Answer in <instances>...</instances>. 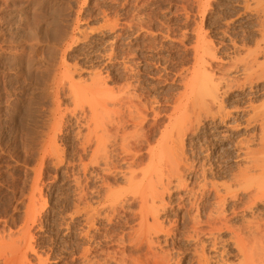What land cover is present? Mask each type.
Wrapping results in <instances>:
<instances>
[{
    "label": "rangeland",
    "instance_id": "374dc122",
    "mask_svg": "<svg viewBox=\"0 0 264 264\" xmlns=\"http://www.w3.org/2000/svg\"><path fill=\"white\" fill-rule=\"evenodd\" d=\"M200 1H201V5H200ZM200 1L199 0H0V245H3L2 249L4 248L5 243L8 246V248H12L13 246H11V244L13 243L14 245V242L16 241V239L14 238H20L19 236L20 234H18L17 232H20V233L22 232V231H19V229H20V226L24 225V222L27 221L28 219V216H29L28 208L29 207H31L30 212L33 213L31 215L32 218H30L31 216H29L30 221L28 220V224L25 222V225L31 226V229H29V227L27 228L30 231L25 230L26 228L25 226H24L25 228L22 226L24 230L23 228L21 229L23 230V235L24 233L26 234V236L24 235L26 238V241L24 244L22 243L24 237H21L22 238V239L20 238L21 240L19 239L23 247L20 245V241L18 240V246L16 242H15L16 245L14 246L15 247L21 246V248H19L20 249L19 251H17L18 250L17 247H16L17 250L15 249L14 253L12 254L10 250L7 251L8 249H5L6 251H4L3 249L2 251L4 252L0 251L1 252L0 253V264H5V263L11 264V262H13L15 257H16L15 258L16 261L14 262L19 261L17 262V264L19 263L22 264L24 262H26L25 264H35V263L37 264L38 260L40 261L41 258L43 259V261H41L42 264H83V263L88 264L95 257L94 258V264H95V262H98L99 259L100 261L103 259L105 260V256L107 260L103 262L101 261L100 264H109V263L115 264V262L117 264V260L119 261L120 259H123V256H125L124 257L125 259H123L124 263H127V262L134 263V261L137 259V256L138 257L140 256L139 258L141 259L136 260L135 263H137L138 261V263L140 264L141 263L140 260L142 261L144 258L145 259L147 258L146 260L149 262L151 261L150 264H152V259L150 257L151 251H149L147 247L145 248V246L142 247L141 245H139L138 243L140 242L136 240V238H134L133 236L135 235L134 228L136 226L138 227V223H139V217L137 216L139 215L138 207H139L140 198L137 199L138 195L136 197V196H133V194L131 193V190L135 189L134 188L135 185L133 184L129 185L127 181L125 182L126 179L123 178L122 176L123 170L126 167L128 168V166H130L132 162L131 160L135 159V157L138 155L139 156L136 157V159L141 158L143 161L139 165V162L141 159H139L138 161L135 159L137 162L134 160L135 161L134 163L136 164L134 165L133 163L131 166V167L135 166L134 168L137 167V169L133 168L134 172H137V171L144 172L143 171L145 169L144 167H146V165L148 167L150 166L149 162L151 160L150 159L151 156L148 157L149 147L147 146V144H144L145 142L143 140H141L144 142L142 144L144 146H147L148 148L144 147L140 143L141 141L139 138L136 139L135 132H133L135 134V135L133 134V136L135 137L131 138L132 135L130 131H134V129L131 128L133 127L132 124L128 123L127 124L128 128L127 127L126 128L128 129L130 133L129 143L133 145V143L136 141L134 143L136 146H133V148L137 147L138 150H139L138 146H142L143 149L142 148L140 149L144 150L142 151L144 153L141 152L143 158L142 156H140L141 155L139 154L140 152H137L138 153L137 155L135 151H132L133 149L132 147H131V150L129 151L130 153L128 152L131 156L128 153H126L127 151L125 149V155L127 157L126 156L124 157L123 155L124 150L120 151L122 149L118 147L117 145V143L121 142L120 141L121 139H119L120 137H117L116 138L117 143L116 142L114 143L115 140H111L112 142L109 143L110 145H108L109 158H110L108 164L110 165L108 167V164H107V168L110 169L109 171H111L109 172L107 168H106L107 170L105 169L106 165H105V162L102 161V159L99 158V160L102 163L99 160H98L99 162L96 163L94 159L96 165L95 163L92 164L91 163L92 161H90L92 160L91 154H93L94 152L95 143L89 144L88 147L89 148L92 147L90 150L84 143L83 137L86 132V122L84 120L85 117H82L85 115H82V113L83 111L84 113L85 112L87 113L89 111L90 105L89 104L87 105V103L88 101H90V98L89 100L85 98V100H87L86 103L84 101L83 102L84 104H80L81 106L82 105L84 106V107L82 106L84 110L83 109L80 110L81 106L78 107L79 109L76 107V105L77 104L79 105L80 103L79 102L80 96L81 95L85 96V93L89 92V90L87 89L85 90L87 92L82 93L83 89H86V88H82L81 89L82 91H81L80 89H78L79 88L78 85L82 86L83 85L82 82L84 81L83 83L85 84L84 86L86 87L87 84L89 85L90 84L89 82H91L92 78L93 77L95 78L96 75L97 76L100 75L99 77L101 76L103 77L101 78L103 79L104 84H107L105 86H107L106 88L108 90L110 91L115 90V92L112 91V94L113 93L118 94L119 91L120 92L125 91L124 92L125 96H127V94L128 96H130L129 94H131L132 92V96H134L133 100H136L137 98L139 99V100L137 99L138 100L137 104H140L139 102L142 101L143 104L141 103L142 106L140 107H143V106L145 107L144 109L141 108L143 112L147 110L146 108H148V106L152 107V111L157 110L159 108L158 110H160L161 113L163 111L164 113L166 112L165 114L162 113V117L159 118V121H158L159 123L155 128L149 127L150 126L149 124L152 123L153 121L151 118L154 117V114H151L153 113L151 112V109H150L151 107L148 108L149 109L147 110L148 112L146 111L148 114L145 113L147 117L149 116V119L147 120L148 123L146 122L147 124H145L144 128L146 127V130L148 132L151 131L148 134L149 135L148 139L150 138L149 141L151 140L152 143L149 142V144L154 146V148L157 147L158 145L164 146L165 143L163 144L161 143L162 145H160L159 143V141L163 138V136H160L161 135L160 133H162L163 128H166L168 130L169 128L168 125H171L172 122H176L177 125L175 126H179V127H174L175 129H173L172 127V131L174 130L173 132L175 133L174 134L171 131L172 136L176 135L177 137H179L180 135H182V132H184L185 134L187 132L186 135L183 133L186 139V140L183 139V143L187 142L186 144H183L185 146L184 152H186L185 154L187 156L185 155L186 156L185 158L187 159V161L184 159V161H186L184 162L185 164L180 163L181 166L183 164L185 165L181 168L183 170H180V171L182 173L184 171L188 172L189 166H192L191 164H189L190 161L191 163H194V166L192 167H195V168H193L194 169L193 171L189 170V173L187 172L183 173L185 179L188 176V179H186V181L188 180V182H186L188 188L187 187H184V188L180 187V189L176 188V186L174 185L175 184L174 183L175 178H174L172 179V182H173L172 186L173 187L175 186V188H172V186L170 187V191L172 189L174 191H171L170 194L165 191L163 194L164 197H167V198H164V200H166V203L167 204L169 203V205L165 203L168 207L165 208L166 210L164 209V212L161 213V215L164 217L161 216L160 220L163 221L162 223L167 226L166 227L163 225L165 229L169 227L168 228L169 232L171 231V229L172 231L173 230L175 231H173L174 233L171 231V235L170 233H167L166 235L165 233H162V235L160 234L159 239H160L161 245L164 244V241H165L166 243L164 245L166 246L164 245L163 246L165 247V249L168 248L169 251L174 255L176 259L175 261H177V259H180L181 261L180 264H197V259H196L197 255L195 254L197 251L196 249H194L196 248L195 246L198 245L199 241H204V243H207L205 247V253L207 255L208 254L211 255L210 253H212L211 252L212 249L210 250L209 246L212 245V243L210 241L212 240L213 242L214 240L211 238L215 237L218 234L216 237L218 238L219 236L220 242L219 241L217 242L220 243L219 245L220 247H221V244H224L223 242L227 244V246L226 244H224L225 245L224 249L226 250V253L228 255V243H227L228 242V237H227L228 229L227 228L223 229L224 232L222 231V232H218L217 234L215 233L216 235L214 234L213 236L212 235L209 236L208 234H205V235L199 234V236H196V234L192 230L193 229L192 227L193 217L192 216L195 214L194 212H195L196 204L199 205L198 207L200 209V213H202L199 215L201 216L200 217L201 220L206 219V217L208 216L206 210H208L209 212L210 209L213 210L214 208L217 207L216 201H218L217 199L218 197L214 190L216 188L213 189L212 188L213 184H209L211 183V180L214 184L219 185V186L221 185L220 182L223 180L222 181V184L224 183L222 185L223 187L225 183L228 184L227 183L228 182V149H227L228 148V127L220 126L221 128L219 127L218 129L222 130L221 133H209V132H212V127H211L212 123L209 119H207V121L201 120L202 123H199L196 121V123H198L199 125L194 124L195 122H192V121L196 120V117L193 118L191 116L192 115L194 116L195 113L193 112H196L197 108H195V111L191 110L193 114L191 113L189 108L194 109V106L192 104L193 103L197 104V101L201 100L199 98H201L202 95L195 97V99L196 98L199 99V100L197 99L196 102L189 101L193 97L192 91L197 90L195 89L197 85L195 86L194 90H192L191 88V94L188 92L189 91L188 89H190L189 88L190 86L189 87L185 86L186 92L183 91L184 90L183 86L187 85L186 83L190 84L194 82L192 78L190 77L192 76L191 72H193V69L191 68L193 67L195 68L194 70H196L197 63L200 64L201 66L202 61L200 62L198 60V62H195L196 59H199V58H196L197 56L196 53H198V57H199L201 53V49H204L205 47L208 46L207 48H209L211 52L215 54L212 60H210V57H209L210 55L202 54L204 59L206 57L205 60L209 62V65L207 66L205 65L204 68L202 67L201 70H199V72H203L202 70H204L205 73L209 72L210 74H212V76H214V78H216L215 76L220 75L221 73L224 74L225 70H226L225 74L227 75L228 60H226V58L228 57L227 56L228 55V45H233V41H232L233 39L236 38L235 40L237 43L234 40L235 45L236 44L242 45L243 43H245L244 45H255L256 38L260 39L261 37L258 38L259 33L257 32L256 25H254L257 23L255 22L257 21V18H256L257 14L255 12L256 10L254 9L253 11L252 8H256V6H254L256 5V0H209L208 2L206 0L204 1L200 0ZM244 1L247 3H244L245 7L243 9ZM247 7L251 8V9L249 8L248 9L252 12L246 9ZM237 11L238 12L241 11L243 12V14L239 12L240 13L239 15ZM204 14L206 17L204 16ZM228 14H230V16ZM231 14H233V16ZM202 15L204 18H202ZM231 16H232V20L230 19ZM254 18H256V20ZM224 19H227L228 22L226 20L224 21ZM230 20H231V23H230ZM199 28H200V31H199ZM196 30H198L200 33L205 34V38L201 40H197ZM193 32L194 34L196 33V35H194ZM227 32L229 34H227ZM195 36H196V39H195ZM231 36L232 38L234 36L235 37L232 39ZM228 37H230L229 39L232 44L228 42L229 41ZM239 39H241L243 43ZM208 40L212 41V43H210L211 46L204 45L205 43H208L207 42ZM244 40L246 42H244ZM195 42H197L200 47L195 46L194 45ZM193 46L197 47V49L196 48L194 49L195 51L193 50L194 48ZM212 46H213V49H212ZM198 48H201V49L198 50ZM193 51L194 52L197 51V52L193 53ZM219 58L222 59L223 62L224 61L226 62L223 63L221 60H219L223 64L219 63L218 61ZM215 59H217V61H215ZM66 64L68 65V67ZM64 67L68 68L66 69L68 71L63 69ZM61 70L63 72L65 70V72H68V74L72 73V76L69 75V76H66V78H64L67 82L71 83L70 81H72V79L67 80V78L69 79L73 77V80H74L73 82H75V84L77 85L76 81L80 80V82H78V85H77V89H78L77 92L81 91L79 92V94L80 93L82 94L79 95L78 93L73 94L74 92L72 93L70 92V90L72 91L73 88H75V85L71 83L72 86L74 87L69 86L70 84L67 83L64 79H62L66 73L62 75L63 73L61 72ZM130 70L132 71V73ZM186 70L188 71L192 70V71L186 72ZM58 71L61 74H59ZM212 71L215 75H213ZM57 74H58V77H57ZM202 75L203 73L201 75L199 73V76H202ZM186 76H188L189 78L187 77V79H185ZM220 76H222L221 78L228 77V75L227 76L220 75ZM220 76H217V77H220ZM59 77L61 78L58 80L57 78ZM90 77H91V81H90ZM56 79H57V83H56ZM189 79H191V81H189ZM201 79H202L201 77L199 78L195 76L194 80H197L198 82L201 83ZM129 82L130 84L131 83L133 84V87L132 85L127 87L129 85ZM184 82L185 84H182ZM66 83L68 84L69 88ZM194 83H196V81ZM200 83H198V85ZM55 84L56 85L58 84V85L55 86ZM121 84H123L124 86ZM126 84L128 85L126 86ZM193 84H191V86ZM110 86L112 87V90ZM121 86H123L124 89L125 88L126 89L125 90L123 89L124 90L123 91L122 90L123 87L121 88ZM55 87L56 88L58 87L57 88L58 92L55 89ZM118 87L122 91L118 89ZM130 87L132 88L133 91L131 90ZM61 88L62 89L65 88V90L64 89L62 90ZM127 88H129L130 91L127 90ZM195 91H194V94L196 93ZM134 92L136 93V96L134 95L135 94ZM199 92H202V91H199ZM137 93L138 94L141 93L140 94L142 97L141 99L139 98V95ZM182 93H183V96H180L182 95ZM71 94H73V96L79 95V97L76 96L75 98L74 97L71 98L72 97ZM88 94L90 95V93ZM184 94H188V95L185 96ZM145 96L146 98H144ZM180 97L182 98L183 102H186L185 98L188 97L189 104L183 105L185 106L184 107L185 112L182 110L183 106L179 110H175L172 107L173 105H175V101L177 102L178 101L177 99H179ZM153 98L155 99V101ZM73 99H76V101H78L77 99H79L78 101L79 103L75 101L77 103L76 104ZM137 100L134 102H137ZM149 100H150V103H149ZM92 101L93 100H91V102ZM153 101H154L153 104H156L154 106L150 105L152 104ZM92 103H94V101ZM144 104H148V105L146 106ZM73 106H74V109H73ZM86 106L88 108H86ZM187 106H188V110H186ZM75 107H76V110H75ZM224 107L225 109L227 108L226 110H228V92L226 96H224ZM59 108H60V112L59 110L57 111V109ZM123 108L124 106L122 107L121 111L124 112ZM53 109H56V112ZM172 109L174 110L173 113L171 112ZM125 110L127 111H125L126 113L124 115H125V118H127L129 115L127 113L129 111L126 107H125ZM132 111H134L133 108H132ZM181 111H183V116L178 114V112L180 113ZM187 111L188 112L190 111L189 114H187L188 113ZM52 113L55 115V117ZM60 113L62 116L58 115ZM133 113H135V111ZM185 113L187 116L191 117L190 119L192 121L187 120L189 118L186 115L184 116ZM56 115L58 116L59 119H61V122L59 121ZM166 115L171 116V118L168 120L169 117H166ZM172 116L174 117L172 118ZM53 118L54 120L55 119L56 120L54 121ZM149 120H152V121L150 122ZM186 120L189 123H191V126L190 124L188 125V122ZM57 121L59 122L60 125L57 123ZM226 122L228 124V119ZM55 123H57L56 124L58 125L57 127H60V128L55 127ZM185 123L188 126H190V128H188V130L187 128H185L187 131H185V129L183 128V131L180 132L181 134H178L179 133L178 130L181 129L180 125L183 124L184 126L186 125ZM203 124H205L204 127H203ZM187 125L185 127H187ZM82 126H85V128ZM196 126H198L199 130L195 128ZM52 128L54 130L57 128L56 131L59 130V133L54 131V133L56 134V137L55 135L50 136L52 135L51 134V131H53ZM193 128L195 129L196 132L194 131ZM84 129L85 131H83ZM150 129H153V130H150ZM170 130H168V132L166 131L167 134L170 133ZM78 131L83 135V137ZM151 134L152 136H150ZM164 134L166 133L164 132ZM49 136L50 138L52 137V139L53 137H55L54 139L55 141L50 139ZM127 136H128V133H127ZM159 136L162 138H160ZM81 137L83 138L82 143L80 142ZM137 137H138V133H137ZM171 137L170 139H168L167 143L171 140L172 141L166 144L168 146L170 145L172 148V142L174 141L177 142L178 138L174 137L176 140H173L174 138L173 137L171 138ZM48 138L50 139V141ZM134 138L135 140L133 141ZM206 140L209 142H205ZM130 141H133V143ZM156 141L159 144H154ZM83 143L85 146L83 145ZM112 143L113 145L115 144V147L113 146V148H112ZM189 143L190 144L193 143V144L190 145ZM151 145L149 146L152 148ZM167 145H166V148H168ZM199 146L201 147V149L199 148ZM121 147H123L122 144H121ZM157 148H155L156 152L157 150L159 151V148L158 149ZM161 148L160 150H162ZM203 148H205V150ZM110 149H112V151ZM192 149L194 151H192ZM113 150L116 153H114ZM118 150L122 153L123 157L122 155L120 156L121 154L120 152L117 153ZM199 150H203V151L201 152ZM206 150L209 151V155H207L208 151L206 152ZM89 151L91 152V154ZM131 151L133 153L135 152V155H132L133 153ZM163 151L164 150H162V152ZM165 151H167V149ZM110 152L112 154L111 156H110ZM146 152L147 154L145 156ZM192 152H194L193 153L194 155L192 154ZM96 153L97 152L95 151L93 158L95 157V155H96L95 158H97L98 156L99 157L102 156L99 154L97 155ZM155 154L157 157L155 156ZM162 154H164V152ZM169 154L170 153L164 154L165 157L162 155L164 158H166V156L168 155L166 158L167 163L166 161L164 162L165 159H163V162H161L162 160L161 158L163 157L162 156L160 157L161 160H159L160 163L158 161L159 163L158 166L160 165L159 167H161V169L157 167V164L155 165L156 170L157 168L160 169V171H157L159 174L160 172H163V171H166V172H163L164 174L167 173L170 170L169 167L170 168L172 167V165L169 166L168 164L169 162L168 157L170 158V156L172 155V154L170 155ZM113 155L115 156V158L113 157ZM206 155L208 156V158ZM132 156L133 157L135 156V157L131 159ZM121 157L123 159V162H122ZM156 158H158V154L154 152V157L152 158V161L154 160L157 161L158 159L156 160ZM115 159L121 160V162ZM126 159L127 160L131 159L130 160L131 162H128ZM148 159H149V162H147ZM172 160L173 158L171 157L170 161L172 164H174L175 162ZM203 160H205L204 161L205 165L203 164ZM212 161H214V163ZM88 162L91 165H88L89 164ZM110 162H113V163H110ZM114 163H115V167H112L113 169L116 167H119V169H115L116 172L119 170V172L117 173H114L115 171L112 170L111 168V166H114L111 164H114ZM126 163L127 165L128 164L129 165L126 166ZM162 163L163 164L165 163V164L163 165ZM100 165L103 167L101 168ZM141 165H143L144 167ZM165 165H168L169 167ZM209 165H211L212 170L210 169ZM155 166H150L149 168L153 167L154 171H156ZM181 166L179 165V167ZM142 167H143V170L140 169ZM148 167L145 169L146 170L145 172H147L146 174L150 173L149 172L150 169ZM165 167L166 169H164ZM185 168H187L188 170L187 169L185 170ZM139 169L141 171H139ZM202 170H206L207 174L205 173V175H201ZM107 172L109 173V175ZM120 172L122 173L121 175H120ZM111 173L114 175H112ZM125 173L129 175V173H127V170ZM151 173H152L151 176L150 175H147V176L151 177L152 179L154 178L158 179L156 175H158L159 177L160 176L164 177L163 176L164 174L159 175L157 173L155 175L154 174L155 172H153V170L151 171ZM190 174L193 176H191ZM128 175L124 177H127ZM137 175L139 177V174L137 173L135 175L136 178H138ZM208 175H210L211 177ZM202 177L203 179H201ZM195 178L197 179L195 180ZM204 178L206 181L204 180ZM162 180L161 182H164V183L166 182L165 177L164 179L162 178ZM215 180L219 181L218 183L220 184H218L217 182H214ZM153 181L154 183L157 182V180L156 181L153 180ZM204 181L205 183H208L209 185H212V186L205 184ZM158 182L156 184L158 185L157 189L159 190L162 187L160 184H158ZM199 182L202 183V185L204 183L205 186L203 185V187H200L202 185L199 186L200 184ZM197 183L199 184L197 185ZM190 185L192 187H190ZM123 187H124V190L126 191H127V187L132 188V189H129V191L127 192V196L129 199L126 198L127 200L125 201H127L128 203L126 202V205L123 203L125 206L119 203L120 204V205L118 204L119 206L117 204L115 205L117 206V208L115 206H110L109 208L108 206L109 203L107 202L109 201L111 202V200H109L111 199V196H112V200H114V197L117 196L116 194L119 193L121 190H123ZM205 187H207L206 189L209 188L210 191L209 189L206 190ZM210 187L212 188V190ZM214 187L216 186L214 185ZM223 187L221 186L219 187L220 191L222 190L221 193L226 192L225 188ZM120 188L122 189L120 190ZM202 188L203 190L205 189L203 192L201 191ZM184 189H186L185 192L188 196L190 195L192 196L191 198L190 197L187 198L188 196L186 197L185 192L182 191ZM195 189L196 190L198 189V190L196 191ZM110 191L111 192L115 191L116 193L115 192L114 193L116 196L113 195L112 193L111 195ZM188 191L189 193H187ZM191 191H193L192 193L194 196L192 195V193H190ZM198 191H201L200 193H202V195ZM211 191H214L213 194ZM197 192H198V195L196 196L195 193ZM107 193H108V196H107ZM199 195H201V197ZM104 196H107L108 198L106 199V197ZM198 196L200 197L201 200L199 199ZM179 197H181L182 203L180 202ZM29 198H32V199H29ZM131 198L132 200L134 198V200L132 201ZM192 198L195 200H193ZM135 199L137 200L135 201ZM190 199L193 200V201H190L192 205L189 204L188 200ZM30 200H32V202H30ZM130 200H131L130 202L131 204L129 203ZM186 200L188 203L186 202ZM134 201L135 203H132ZM137 201H139L138 206L136 203ZM176 201H179V202L177 203ZM194 201L196 203H194ZM227 202H228V192L226 195V202H225L226 206L224 205V207L227 208L226 209L227 211L225 210L226 214L225 213L224 214L226 215V218L228 219L227 217L228 203ZM103 203L107 206L105 207ZM28 204L29 206L27 207ZM113 207L116 209L115 211L117 212V214L113 211L112 209ZM119 207H122V209L120 210ZM209 207L211 208L209 209ZM90 208L92 210H90ZM97 208L99 212H97ZM109 209L110 211L111 210L112 211L109 212ZM26 210L28 211L27 213H26ZM89 210H90V213H89ZM134 210L137 211V215H135L136 212H133ZM185 211L187 212V214ZM104 212L105 213L108 212V214L106 213L107 215L105 216ZM112 212L113 214L115 213V215H111ZM87 214L88 216H90L91 214L92 218L89 217V220L93 222L92 223L93 225H91V222L88 223L89 221L87 219L88 218ZM185 215L186 217L191 216V219L190 217H187V219H185L186 218ZM33 216L36 218L35 222H33L34 221ZM239 216H235L234 218H232V221L237 225H239L243 220V217L241 215ZM23 217H26V219L25 218L23 219ZM181 217L183 218L185 217V218L183 219ZM246 217H249V215L248 216L246 215L245 218ZM189 219L191 220V222ZM227 223H228V220H227ZM170 224L171 225L174 224L173 227L175 226V228L173 229V227L170 226ZM88 225L89 227L90 226L91 227L89 228ZM4 230L5 232H2ZM28 232L30 233L29 236H28ZM189 232H191L193 235ZM9 233H10V236H12V233L13 235L15 234H18V235L17 237L15 235L11 238L8 235ZM188 234H191L192 236ZM6 235H8V237H10L11 239H14L12 240V243H10L11 240L6 238ZM4 236H5L4 239L5 240L7 239L6 241H4L3 239ZM207 236L210 238H207ZM30 238H32L33 240L31 239L30 241ZM133 239H135L136 241L131 242V240L133 241ZM194 239H196V241ZM192 240H194L195 242ZM221 240H224V241L222 242ZM26 247H28L27 248L28 251L26 250L27 254H26V261H25L24 260L25 251L22 249H26ZM86 247H87V250L89 249L88 251L86 250ZM170 247H173V248H170ZM84 249L86 253L83 251ZM145 249H147L148 251ZM0 250H1V246H0ZM8 252H10V254ZM83 252L87 255H84ZM88 252L91 254V257H89L90 254ZM113 252L117 254L112 256L114 254ZM4 253L7 254L6 256V258L8 257L7 260H9L10 257L13 260L11 261L10 259L11 262L9 261V263L7 261L5 262L6 258L4 256ZM19 253L22 256L19 255L20 257H18ZM108 253L109 254L112 253L111 255H109L111 256L110 258L112 259L107 257ZM143 254H146L144 255V258L141 257L143 256ZM12 255H15V257L14 256L12 257ZM117 255L121 257L119 258L118 256L117 258ZM83 256L86 258L84 259ZM128 256H130V260L132 259V261H128L129 260ZM131 256H133V258L136 257V259L133 260ZM38 257H40V259ZM113 257H115L114 258L115 261L113 260ZM87 258L92 259V260H89ZM108 258L110 259L109 263L107 262ZM126 258H128V260ZM224 258H226L228 262V256L227 257L224 256ZM86 259L88 263L85 262ZM95 259L97 260L95 261ZM145 259H144L145 261L144 264H147V263L149 264V262H146ZM125 260L127 261L125 262ZM89 264H93V261Z\"/></svg>",
    "mask_w": 264,
    "mask_h": 264
},
{
    "label": "bare ground",
    "instance_id": "6f19581e",
    "mask_svg": "<svg viewBox=\"0 0 264 264\" xmlns=\"http://www.w3.org/2000/svg\"><path fill=\"white\" fill-rule=\"evenodd\" d=\"M200 1V0H199ZM204 1V0H203ZM207 2L209 1V0H206ZM198 2V1H197ZM244 3H247V2H243V4ZM251 3V2H250ZM208 4V3H207ZM242 4V5H243ZM253 4H255V3H253ZM197 5V4H196ZM199 5V4H198ZM200 5H201V1H200ZM199 5V6H200ZM230 5V4H229ZM238 5V4H237ZM210 6V5H209ZM249 6V5H248ZM254 6H256V8H252L253 9V11H254V9L256 10L255 12H256V14H257V21H255L256 20V18H254L255 20V22H257L256 24H254V25H256V28H257V32L259 33L258 34V38H260V39H257L256 38V41H255V39H254V41H255V45H244L245 43H243V41L241 40V39H239L240 41H242V45H238V44H236L235 45V43H234V40L236 39H233L232 38V36H231V38L233 39L232 41H233V45H228V59L226 58V60H228V68H227V66H226V68L228 69L227 70V75H228V77L227 78H221L222 76H220V75H225V76H227L225 73H226V70H225V73L224 74H222L221 73V71H220V75H217V76H220V77H217V76H215L216 78H214V76H212V74H210L209 72L208 73H205L204 72V70H202L203 72H199V70H201V68L203 67L204 68V66L206 65H209V62L208 61H206L205 59H206V57H205V59H204V57H203V55L202 54H205V55H210L209 57H210V60H212L213 58H214V54L215 53H213V52H211V50L209 49V48H207V47H205L204 49H201V48H198V50H200L201 49V53H200V55H199V57H198V53H196V52H194L195 50V48L197 49V47L199 46L198 45V41L197 42H195V46H197V47H194L193 48V53H196L197 54V56H196V58H199V59H196V61L195 62H198V60L201 62V66H200V64H196L197 65V67H196V70H194L195 68H191V69H193V72H191V75L192 76H190L191 78H192V80L195 82L196 81V83H194V82H192V83H190L189 81H191V79H189V83L190 84H188V83H186L187 85H184L183 87H184V90L183 91H185L186 92V90H185V86L186 87H189L190 89H188L189 91V93L191 94V88H192V90H194V88H195V86L197 85V87L195 88V89H197L195 92L197 93H195L194 94V91H192L193 93H192V95H193V97H194V99H193V97L191 98V100H189V101H192V102H196L197 101V99L198 98H196L195 99V97H198V96H200V95H202V97L201 98H199V99H201V100H199V101H197V104H192L193 106H194V109H190L189 108V110L191 111H195V108H197V110H196V112H193V113H195L194 114V116L192 115L193 113H192V111H191V117H196V120H194V121H192L190 118L191 117H189V116H187L186 115V113L188 112H186L185 114H184V116L186 115L189 119H187V120H191L192 122H195L194 124H198V123H196V121L197 122H199V123H202V121L201 120H206L207 121V119H209L210 121H211V123H212V132H209V133H221V131L222 130H219L218 128L220 127V126H226V127H228V184H226L225 183V185H224V187L222 186L223 184H222V181L220 182L221 183V187H223V188H225V191L226 192H224V193H221V191H220V186L219 185H216V184H214L213 182H212V180H211V183H209V184H213V186L212 185H209L208 183H205V178H204V183L205 184H208L209 186H212V188L214 189V188H216V189H214L215 190V192H216V194H217V199H218V201H216V208H214L213 210H211L210 208L211 207H209V212H208V210H206V212H207V215H205V216H207L206 217V219H204V218H202V219H204V220H201L200 219V217L201 216H199L200 214H202V213H200V209H199V205H195V214L192 216L191 214V216L193 217L192 218V227H193V231H194V233L196 234V236H199V234H203V235H205V234H208L209 236L210 235H214L215 233L217 234L218 232H224V230L223 229H228V255H227V253H226V250L224 249V244H226L225 242H223L224 240H221L224 244H221V247L219 246L220 245V243H218L217 241H219L220 242V240H219V236H218V238L215 236V237H213V238H211V239H213L214 241L212 242V240L210 241L211 243H212V245H210L209 246V244H208V246H209V248H210V250L212 249V253H210L211 255H207L206 253H205V247H206V244L207 243H204V241H199V243H198V247L197 246H195L196 248H194V249H196V259H197V264H264V0H256V5H254ZM205 7V6H204ZM229 7V6H228ZM244 7H245V4H244V6H243V9H244ZM250 7V6H249ZM249 7H247L246 9H248ZM252 7V6H251ZM200 8H202V7H200ZM206 8V7H205ZM205 8H203V9H205ZM207 8H208V6H207ZM210 8V7H209ZM199 9V8H198ZM202 9V10H203ZM249 9H251V8H249ZM248 9V10H249ZM247 10V11H248ZM235 11V10H234ZM250 11V10H249ZM197 12V11H196ZM238 12V11H237ZM239 12H241V11H239ZM238 12V13H239ZM250 12H252V11H250ZM255 12H254V14H255ZM200 13V12H199ZM203 13H204V11H203ZM220 13V12H219ZM227 13H229V12H227ZM230 13H231V11H230ZM233 13V12H232ZM237 13V14H238ZM242 14H243V12H241ZM253 14V15H254ZM221 15V14H220ZM219 15V16H220ZM229 16H230V14H228ZM232 16H233V14H231ZM239 15H240V13H239ZM245 15V14H244ZM250 15V14H249ZM204 16H205V14H204ZM232 16H231V20H232ZM237 16V15H236ZM206 17V16H205ZM202 18H204L203 17V15H202ZM221 18V17H220ZM234 18V17H233ZM236 18V17H235ZM216 20V19H215ZM227 21L228 22V20L227 19H224V21ZM231 20H230V23H231ZM219 21V20H218ZM223 21V22H224ZM239 21H241V20H239ZM200 22V21H199ZM204 22V21H203ZM233 23V22H232ZM199 24V23H198ZM202 24V23H201ZM197 25V24H196ZM214 25V24H213ZM212 25V26H213ZM227 25H228V23H227ZM253 26V25H252ZM199 27H200V25H199ZM247 27V26H246ZM223 29V28H222ZM254 29V28H253ZM256 30V29H255ZM193 31V30H192ZM199 31H200V28H199ZM198 30H196V32H197V40H201V39H204L205 38V34H203V33H200ZM231 31V30H230ZM235 31H236V29H235ZM199 32V33H198ZM224 32V31H223ZM229 32V31H228ZM227 32V34H229ZM233 32V31H232ZM237 32H238V30H237ZM255 32V31H254ZM225 33V32H224ZM252 33V32H251ZM193 34H194V32H193ZM208 34V33H207ZM256 34V33H255ZM194 35H196V33L194 34ZM207 37V36H206ZM224 37V36H223ZM237 37H239V36H237ZM243 37V36H242ZM209 38V37H208ZM230 37H228V39H229ZM195 39H196V36H195ZM207 40V39H206ZM205 40V41H206ZM194 41V40H193ZM196 41V40H195ZM240 41H239V43H240ZM202 42V41H201ZM208 43H205L204 45H210V43H212V41H207ZM222 42V41H221ZM228 42H230V39H229V41ZM227 42V43H228ZM235 42H236V40H235ZM244 42H246L245 40H244ZM204 43V42H203ZM219 43V42H218ZM237 43V42H236ZM197 44V45H196ZM200 44V43H199ZM230 44H232L231 42H230ZM247 44V43H246ZM201 45H202V43H201ZM222 45H223V43H222ZM211 46V45H210ZM200 47V46H199ZM204 47V46H203ZM215 48V47H214ZM226 48H227V46H226ZM212 49H213V46H212ZM215 51V50H214ZM203 52V53H202ZM225 52V51H224ZM227 52V51H226ZM195 55V54H194ZM194 55H193V57H194ZM204 55V56H205ZM195 60V59H194ZM219 60H221L222 61V59H218V61ZM214 61V60H213ZM215 61H217V59H215ZM221 61H219V63H222ZM224 62H226V61H224ZM223 62V63H224ZM136 63V62H135ZM222 63V64H223ZM67 65V64H66ZM133 65V64H132ZM199 65V66H198ZM194 66V65H193ZM218 66V65H217ZM220 66H221V64H220ZM67 67H68V65H67ZM123 67H125V66H123ZM129 67V66H128ZM133 68V67H132ZM131 68V69H132ZM219 68V67H218ZM63 69H68V68H63ZM62 69V70H63ZM125 69V68H124ZM130 69V68H129ZM134 69V68H133ZM137 69V68H136ZM61 70V72L63 73L62 75H64V73H66L65 75H64V77L62 78V79H64V78H66V76H69V75H71L72 76V73L71 74H68V72H65V70H64V72ZM127 70V69H126ZM215 70H216V68H215ZM222 70V69H221ZM66 71H68V70H66ZM131 71V70H130ZM189 71H192V70H189ZM188 70H186V72H189ZM58 73H59V71H58ZM131 73H132V71H131ZM136 73V72H135ZM199 73H200V75L203 73V75L202 76H199ZM212 73H213V71H212ZM59 74H61V73H59ZM97 74V73H96ZM98 74H99V72H98ZM188 74H190V73H188ZM198 74V75H197ZM213 75H215L214 73H213ZM100 76V75H99ZM99 76H95V78L93 79L92 78V81H91V77H90V81L91 82H89L90 84L88 85L87 84V86L85 87L84 85V81L82 82V86L80 87L79 85H78V82H80V80L78 81H76L77 82V85H78V89H82V88H86V89H83V91H82V93L83 92H87V91H85V90H89V92L88 93H90V95H91V97H90V95L88 94V93H85V96L84 95H81L80 96V101H79V99H77L78 101H76V99H73L74 100V102L76 101V102H78L79 103V105L77 104L76 105V107L78 108L79 106H81L80 104H84L83 102L85 101V103H86V101L87 100H89V98H90V101H88V103H87V105L89 104L90 106H89V111L86 113H84V111H83V113H82V115H85V116H82V117H85V122H86V132H85V134H84V137H83V135L81 134V136L84 138V143H85V145L88 147L89 146V144H91V143H95L94 144V152L96 151L97 153V155L99 154V155H102L101 157H97V158H95L96 157V155H95V157L93 158V155H94V152H93V154H91V152H90V154L92 155V160H90V161H92L91 163L93 164V163H95V161H96V163L97 162H99L100 160H99V158L100 159H102V161H104L105 162V169L107 168V164L109 163V149H108V145H110L109 143H111L112 141L111 140H115L114 141V143L116 142L117 143V141H116V138L117 137H120L119 139H121L120 141L121 142H119V140H118V142L120 143H117V145H118V147H120L122 150H120V151H123V155H124V157L126 156L125 155V149H126V153H128L130 150H131V147L133 148V146H136L134 143L136 142H134L133 143V141L135 140V138L133 139V141H130V142H132L133 143V145H131V143H129V135H130V133H131V135H132V137L131 138H133V137H135L136 136V139L137 138H139L140 139V141L141 140H143V141H139L141 144L142 143H144V144H147V146L149 147V149H148V154H149V156L148 157H150L151 156V160H150V162H149V159H148V161L147 162H149V165L150 166H155L156 164H157V167H159L158 166V164L160 163V161L159 160H161V162H163V159H165L164 160V162L166 161V163H167V156H166V158H164L165 156H164V154H166V153H170V154H172L171 156H170V158L168 157V164H169V166H171L172 165V167L170 168L168 165H165V166H168L169 167V169H167V170H169L167 173H163V172H166V171H163V172H160V174L157 172V171H160V169H161V167H159V168H157V170H156V166H155V170L156 171H154V169H153V167L152 168H149L147 165H146V167H144L145 166V164H144V166L143 165H141V166H143L145 169L148 167L149 169V174H146L147 172H145L146 170L144 169L143 170V167L142 168H140V169H142L144 172H142L140 169H139V171H141L142 172V174H141V172H138L137 170V172H134V169H137V167L136 168H134L135 166H133V167H131L132 166V164L137 160H139V159H141V158H139V159H136V157H138L139 155H138V153L137 152H140L139 154H141L140 156H142V153H144V152H142V151H144V150H141L140 148H142V146H138V148H139V150L137 149V147L135 148H133L132 149V151H135L136 153H137V155L138 156H134L135 157V159H133L134 157L132 156L131 157V159H133V160H127L128 162H131V164H130V166H128L127 165V163H126V166H128V168L126 169H124L123 170V174L120 172V175L122 174V176H123V178H125V179H123V180H125V182L127 181V183L130 185V184H133V185H135L134 186V188L135 189H132L131 187H127V191L126 190H124V187H123V190H121L122 188H120V190H118V191H120L119 193H117L116 195H115V193L112 191H110V194L112 193L113 195H115L116 197H114V200H112V194L110 195L111 196V199H109V200H111V202L109 201V202H107V203H109V204H111V205H109L108 204V206H109V208H110V206H115L116 204L118 205L119 203H121V204H125L126 205V202L127 201H125V200H127L126 198H128V196H127V192L129 191V189H132L131 190V193L133 194V196H136L137 197V195H138V197H137V199L138 198H140V202L139 201H137L136 203H137V206H138V202H139V207H138V209H139V211H138V216L137 217H139V223H138V227L136 228H134L135 229V235H133L134 236V238H136V240H138L140 243H138L139 245H141L142 247L143 246H145V248L147 247L148 249H149V251H151V259H152V264H180V259H177V261H175L176 259H175V257H174V255L169 251V249L168 248H166L165 249V247L164 246H166V245H164L166 242L164 241V244H162L161 245V243H160V239H159V235L161 234L162 235V233H165V235L167 234V233H170V235H171V231H172V229H171V231L169 232V230H168V228H164V226H166L165 224H163L162 222L163 221H161L160 219H161V213L162 212H164V209L165 208H167L168 206L167 205H169V203L167 204L166 203V200H164V198H167V197H164L163 196V194H164V192L166 191L167 193H169L170 194V192L171 191H174L172 188H175V186H176V188H178V189H180V187L181 188H184V187H187V183L186 182H188V180L186 181V179H188V176H187V178L185 179V177H184V174L183 173H186L185 171L182 173L180 170H183V169H181L183 166H185L184 164V162H186L187 161V159L185 158L187 155L185 154L186 152H184V145L183 144H186V143H183V139H185V136H184V132H182L183 131V128L185 129V128H187V130H188V128H190V126H191V123H189L187 120V122H188V125L190 124V126H188L186 123V125H187V127H185L186 125H184L183 126V124L182 125H180V130H178L179 131V133L178 134H181L180 132H182V135H180L179 137H177L176 135H174V136H172V133H171V131H172V127H173V129H175L174 127H179V126H175V125H177L176 124V122H172V124L171 123H169V124H171V125H168L169 126V128L171 129H169L168 128V130H170V133H168L167 134V132H168V130L166 129V128H163V130H162V133H160L161 135L160 136H163V138L162 137H160V138H162L163 139V141H162V139L159 141V143H160V145H162L163 143H165L164 144V146H157L158 148H159V151L157 150V152L155 151L156 149L155 148H157V147H155L154 148V146H152L151 144H149V142L150 143H152V141L150 140L149 141V139H148V137H149V132H151V131H147L146 130V127L144 128V126H145V124H147L148 122H147V120L149 119V116L147 117V115L145 114V113H147L148 111L147 110H149L148 108L149 107H151V106H148V108H146L145 110L147 111H144L143 112V110L141 109V108H145L144 106L143 107H140V106H142L141 105V103H142V101L141 102H139L140 104H137L138 103V98L137 97H135V98H137L136 100H137V102H134V101H136V100H133V97L134 96H132V92H131V94H129L130 96H128V94H127V96H125V89H124V85L123 84H121V85H123V86H121V88H122V90L124 91V92H120L119 91V93L118 94H115V93H113L112 94V91L113 92H115V90H112V87H111V90L112 91H110V90H108L106 87L107 86H105V85H107V84H104V81H103V77L101 78V77H99ZM195 76H197V77H201L202 79H201V83L200 82H198L197 80H194L195 79ZM224 76V77H225ZM57 77H58V74H57ZM187 77L188 76H186L185 77V79H187ZM56 78V77H55ZM61 77H59V78H57L58 80L60 79ZM182 78V77H181ZM189 78V77H188ZM57 79H56V83H57ZM70 79H72V81H70L73 85H75V88H73V90L71 91L70 90V92L72 93V92H74L73 94H79V92H81V91H78L77 92V85L75 84V82H73L74 80H73V77H71V78H67V80H70ZM65 80V79H64ZM63 80V81H64ZM133 80V79H132ZM66 81V80H65ZM88 81H89V79H88ZM130 81V80H129ZM184 81V80H183ZM67 82V81H66ZM127 82V81H126ZM136 82V81H135ZM186 82H187V80H186ZM61 83V82H60ZM60 83H59V85H60ZM67 83H69V82H67ZM66 83V84H67ZM71 83H69L70 85L69 86H72V84ZM86 83V82H85ZM88 83V82H87ZM125 83V82H124ZM194 83V84H193ZM198 83H200L199 85H200V87H199V85H198ZM79 84H81V83H79ZM182 84H185V82L184 83H182ZM191 84H193L192 86H191ZM58 85V84H57ZM56 84H55V86H57ZM65 85V84H64ZM128 84H126V86H127ZM132 85V87H133V84L131 83L130 84V82H129V85L127 86V87H129V86H131ZM141 85V84H140ZM63 86V85H62ZM67 86H68V84H67ZM69 86H68V88H69ZM59 87V86H58ZM57 87V88H58ZM65 87V86H64ZM72 87H74V86H72ZM72 87H71V89H72ZM114 87V86H113ZM135 87V86H134ZM56 87H55V89L57 90V92H58V89H57ZM131 88V87H130ZM136 88V87H135ZM140 88V87H139ZM138 88V89H139ZM62 89V88H61ZM64 90H65V88H63ZM62 89V90H63ZM107 89V90H106ZM114 89V88H113ZM116 89V88H115ZM118 89H120L119 87H118ZM117 89V90H118ZM187 89V88H186ZM200 89V90H199ZM121 90V89H120ZM121 90V91H122ZM127 90H129V88H127ZM131 90H132V88H131ZM202 91V92H199V91ZM76 91V92H75ZM130 91V90H129ZM133 91V90H132ZM135 91V90H134ZM227 92H228V110H226L225 109V107H224V96H226V94H227ZM82 93H80V94H82ZM102 93V94H101ZM117 93V92H116ZM128 93H130V92H128ZM135 93V92H134ZM184 93V92H183ZM183 93H182V95H180V96H183ZM188 93V94H189ZM201 93V94H200ZM56 94V93H55ZM73 94H71V98H75L76 96H73ZM79 94V95H80ZM89 96H88V95ZM102 96H101V95ZM138 94V93H137ZM141 94V93H140ZM140 94H138L139 95V98L141 99L142 97H141V95ZM180 94V93H179ZM188 94H184L185 96H187ZM199 94V95H198ZM79 95L77 96V97H79ZM135 96H136V93L134 94ZM195 95V96H194ZM88 96V97H87ZM143 96V95H142ZM178 96V95H177ZM176 96V97H177ZM84 98V100H83V98ZM93 97H94V99H93ZM179 97V96H178ZM191 97V96H190ZM56 98V97H55ZM82 98V99H81ZM85 98L87 99V100H85ZM92 98V99H91ZM144 98H146V96L144 97ZM181 98V97H180ZM177 99L178 101V103L175 101V105H173L172 107L175 109V110H179L183 105H186V104H189V101H188V97H186L185 99H186V102H183V100H182V98L181 99ZM154 99V98H153ZM190 99V98H189ZM195 100V101H193V100ZM91 100H93L94 101V103H92L91 102ZM144 100V99H143ZM151 100V99H150ZM150 100H149V103H150ZM157 100V99H156ZM174 100H175V98H174ZM152 101V100H151ZM154 101H155V99H154ZM154 101L152 102V104H150V105H156V104H153L154 103ZM226 101V100H225ZM91 102V103H90ZM183 102V103H182ZM188 102V103H187ZM146 103V102H145ZM148 103V104H149ZM56 104H57V102H56ZM59 104V103H58ZM143 104V103H142ZM148 104H144V105H148ZM161 104V103H160ZM75 105V104H74ZM190 105H191V103H190ZM56 106V105H55ZM83 106V105H82ZM82 106H81V109L80 110H84V108H82ZM124 106V108H123V110H124V112L123 111H121L122 110V107ZM175 106V107H174ZM76 107H75V110H76ZM84 107V106H83ZM125 107L128 109V113L127 114H129L128 115V117L127 118H125V111H127V110H125ZM158 107V106H157ZM184 107L185 106H183L182 108V110L184 111ZM190 107V106H189ZM192 107V106H191ZM52 108H54V107H52ZM57 108V107H56ZM86 108H88L87 106H86ZM132 108H133V110L135 111V113H133L134 111H132ZM155 108V107H154ZM162 108V107H161ZM73 109H74V106H73ZM79 109V108H78ZM151 109V112H153V113H151V114H154V117L153 118H151L152 120H149L150 122L152 121V123H150L149 125V127L151 128V127H153V128H155L157 125H158V121H159V118L160 117H162V113H164V111L161 113L160 112V110H158L157 108V110H153L152 111V107L150 108ZM53 110H55V112H56V109H53ZM53 110H52V112H53ZM59 110V112H60V108L59 109H57V111ZM87 110V109H86ZM163 110V109H162ZM186 110H188V106H187V108H186ZM62 111V110H61ZM72 111V110H71ZM78 111V110H77ZM171 111V110H170ZM173 109H172V113H173ZM183 111H181L180 113L178 112V114H180L181 116H183ZM189 111V112H190ZM74 112V111H73ZM76 112V111H75ZM82 112V111H81ZM185 112V111H184ZM189 112L187 113V114H189ZM149 113H150V111H149ZM166 113V112H165ZM164 113V114H165ZM169 113V112H168ZM176 113V112H175ZM182 113V114H181ZM53 114V113H52ZM79 114V113H78ZM148 114V113H147ZM171 114V113H170ZM54 115V114H53ZM59 116L61 115V113L60 114H58ZM57 116V115H56ZM62 116V115H61ZM79 116V115H78ZM153 116V115H152ZM165 116V115H164ZM175 116H177V115H175ZM53 117V116H52ZM54 117H55V115H54ZM151 117V116H150ZM166 117H169L168 118V120L171 118V116H168V115H166ZM174 116H172V118H173ZM186 117V118H187ZM57 118H58V116H57ZM61 118V117H60ZM59 119V118H58ZM81 119V118H80ZM83 119V118H82ZM227 119H228V124H227ZM53 120H54V118H53ZM56 120V119H55ZM54 120V121H55ZM79 120V119H78ZM59 121L61 122V119H59ZM171 121V120H170ZM53 122V121H52ZM51 122V123H52ZM84 122V121H83ZM82 122V123H83ZM147 122V123H146ZM57 123L59 124V122L57 121ZM57 123H55V127H57L58 125H56ZM132 124V126L133 127H131L132 129H134V131H130V133H129V131H128V127H127V124ZM175 123V124H174ZM204 123V122H203ZM54 124V123H53ZM193 124V125H194ZM60 125V124H59ZM80 125H82V124H80ZM167 125V124H166ZM199 125V124H198ZM202 125V124H201ZM204 125L205 124H203V127H204ZM129 126V125H128ZM167 126V127H168ZM171 126V127H170ZM54 127V126H53ZM82 127H84L85 128V126H82ZM81 127V128H82ZM127 127V128H126ZM149 127H148V129H149ZM193 127V126H192ZM57 128H60V127H57ZM56 128V129H57ZM130 128V127H129ZM195 128H197L198 129V126H196ZM200 128V127H199ZM221 128V127H220ZM53 129V128H52ZM56 129L54 130L53 129V131H51V134L52 135H50V136H54L55 135V137H56V134L54 133V131L55 132H58L59 133V130L58 131H56ZM125 129H127V130H125ZM164 129H166V130H164ZM177 129H179V128H177ZM177 129H176V131H177ZM194 129V128H193ZM196 129V130H197ZM206 129V128H205ZM223 129V128H222ZM227 129V128H226ZM130 130V129H129ZM150 130H153V129H150ZM186 129H185V131H187ZM199 130V129H198ZM61 131V130H60ZM83 131H85V129L83 130ZM126 131V132H125ZM128 131V132H127ZM159 131H161V130H159ZM167 131V132H166ZM174 131V130H173ZM172 131V132H173ZM194 131H195V129H194ZM202 131H204V130H202ZM54 134H53V133ZM133 132H135V134L133 133ZM164 132L166 133V134H164ZM196 132V131H195ZM78 133V134H79ZM84 133V132H83ZM127 133H128V136H127ZM137 133H138V137H137ZM174 133V132H173ZM177 133V132H176ZM184 133V134H183ZM133 134L135 135V136H133ZM170 134H171V136L174 138L175 136L178 138V140H177V142H172V148H171V146L169 145H167L169 142H171V141H169L168 143H167V141H168V139H170ZM175 134V133H174ZM177 134V135H178ZM186 134H187V132H186ZM185 134V135H186ZM206 134V133H205ZM204 134V135H205ZM227 134V133H226ZM159 135V134H158ZM194 135V134H193ZM199 135V134H198ZM202 135V134H201ZM208 135V134H207ZM214 135V134H213ZM218 135V134H217ZM221 135V134H220ZM219 135V136H220ZM50 136H49V138H50ZM150 136H152V134L150 135ZM55 137H53V139H52V137L50 138V139H52L53 141H55L54 139H55ZM81 137V143H82V141H83V138ZM171 137V138H172ZM175 137V138H176ZM184 137V138H183ZM188 137V136H187ZM199 137V136H198ZM214 137V136H213ZM48 138V139H49ZM160 138H158V139H160ZM173 139V140H176V139ZM204 138V137H203ZM50 139H49V141H50ZM196 139V138H195ZM194 139V140H195ZM226 139V138H225ZM157 140V139H156ZM186 140V139H185ZM138 141V140H137ZM199 141V140H198ZM192 142H193V140H192ZM205 142H209V141H205ZM204 142V143H205ZM52 143V142H51ZM54 143V142H53ZM84 143H83V145H84ZM157 141L154 143V144H159ZM162 143V144H161ZM167 143V144H166ZM194 143H195V141H194ZM211 143V142H210ZM219 143V142H218ZM121 144H122V146L123 147H121ZM190 144V143H189ZM191 144H193V143H191ZM190 144V145H191ZM197 144V143H196ZM209 144V143H208ZM220 144V143H219ZM223 144V143H222ZM84 145V146H85ZM120 145V146H119ZM131 145V146H130ZM138 145H139V143H138ZM143 145V144H142ZM149 145H151L152 146V148L149 146ZM166 145L168 146V148H166ZM189 145V146H190ZM82 146V145H81ZM113 146L115 147V144L113 145V143H112V148H113ZM144 146V145H143ZM147 146H144V147H146V148H148ZM198 146V145H197ZM216 146V145H215ZM83 147V146H82ZM117 147V148H118ZM162 147V148H161ZM165 147V148H164ZM196 147V146H195ZM214 147V146H213ZM84 148V147H83ZM89 148V147H88ZM92 148V147H91ZM91 148H89V150L91 149ZM110 148H111V146H110ZM117 148H116V150H117ZM119 148V149H120ZM145 148V149H146ZM157 148V149H158ZM160 148L162 149V150H164L163 152H164V154H162L163 152H162V150H160ZM164 148V149H163ZM169 148H171L172 149V151H171V149H169ZM191 148H192V146H191ZM197 148V147H196ZM199 148L201 149V147L199 146ZM87 149V148H86ZM128 149V150H127ZM135 149V150H134ZM143 149V148H142ZM167 149V151H165ZM171 151H169V150ZM194 149V148H193ZM192 149V151H194ZM204 150H205V148H203ZM111 151H112V149H110ZM115 150V151H116ZM138 150V151H137ZM220 150V149H219ZM82 151H83V149H82ZM93 151V150H92ZM119 150L117 151V153L118 152H120ZM131 151V152H132ZM145 151H147V150H145ZM161 151V152H160ZM199 151H203V150H199ZM208 150H206V152H207ZM214 151V150H213ZM113 152H114V150H113ZM135 152L132 154V155H135ZM142 152V153H141ZM154 152L155 153H157L158 154V158H156V160L157 161H152V158L154 157ZM159 152V153H158ZM166 152V153H165ZM205 152V151H204ZM205 152V153H206ZM212 152V151H211ZM84 153V152H83ZM87 153V152H86ZM114 153H116V152H114ZM121 153V152H120ZM130 153V152H129ZM128 153V154H129ZM194 152H192V154H193ZM146 154H147V152L145 153V156H146ZM169 154V155H170ZM219 154V153H218ZM87 155V154H86ZM112 154H111V152H110V156H111ZM114 155H116V154H114ZM113 155V157L115 158V156ZM119 155V154H118ZM122 155V153L120 154V156ZM123 155H122V157H123ZM130 155V154H129ZM164 157H163V156ZM186 155V156H185ZM190 155V154H189ZM194 155V154H193ZM202 155V154H201ZM207 155H209V151H208V154ZM206 155V156H207ZM217 155V154H216ZM223 155V154H222ZM88 156H89V154H88ZM131 156V155H130ZM155 156H156V154H155ZM163 157V158H161L160 159V157ZM215 156V155H214ZM112 157V158H113ZM122 157H121V159H122ZM127 157V156H126ZM129 157V156H128ZM157 157V156H156ZM171 157L173 158V160L172 161H174L173 163L175 164H172L171 163V161H170V159H171ZM204 157V156H203ZM111 158V159H112ZM142 158H143V156H142ZM190 158V157H189ZM207 158H208V156H207ZM221 158V157H220ZM90 159V158H89ZM94 159H95V161H94ZM184 159L186 160V161H184ZM216 159V158H215ZM218 159V158H217ZM99 160V161H98ZM115 160H117V159H115ZM135 160V161H134ZM206 160V159H205ZM205 160H203V164L205 163L204 161ZM214 160V159H213ZM114 161V160H113ZM117 161H119V162H121V160H117ZM136 161V162H137ZM143 160L141 159L140 160V162H139V165L141 164V162H142ZM151 161H152V163H151ZM158 161H159V163H158ZM209 161V160H208ZM101 162V161H100ZM103 162V163H104ZM122 162H123V159H122ZM154 162V163H153ZM157 162V163H156ZM213 163H214V161H212ZM89 163V162H88ZM96 163H95V165H96ZM102 163V162H101ZM110 163H113V162H110ZM144 163H146V162H144ZM171 163V164H170ZM180 163H184L182 166H181V164ZM202 163V162H201ZM136 163H134V165H135ZM143 164V163H142ZM148 164V163H147ZM152 164V165H151ZM163 164V163H162ZM165 164V163H164ZM163 164V165H164ZM189 164H191L192 166H194V163H191V161H190V163ZM199 164V163H198ZM88 165H91L90 163L88 164ZM102 165V164H101ZM100 165V166H101ZM109 165L110 164H108V167H109ZM111 165H114V166H111V168L112 167H115V163L114 164H111ZM138 165V164H137ZM136 165V166H137ZM179 165L181 166V167H179ZM186 165H187V163H186ZM205 165V164H204ZM204 165H202V166H204ZM97 166H98V164H97ZM123 166V165H122ZM121 166V167H122ZM141 166H139V167H141ZM189 166V165H188ZM192 166H189V170H194L193 168H195V167H192ZM210 166V169L212 170V168H211V165H209ZM88 167V166H87ZM86 167V168H87ZM91 167V166H90ZM103 166H101V168H102ZM167 167V168H168ZM134 168V169H133ZM203 168V167H202ZM104 169V168H103ZM108 169V168H107ZM106 169V170H107ZM115 169H119V167H116V168H112V170H114L115 171ZM159 169V170H158ZM164 169H166V167L164 168ZM164 169H162V170H164ZM187 168H185V170H186ZM187 169V170H188ZM204 169V168H203ZM223 169V168H222ZM84 170H85V168H84ZM110 169H108V171H109ZM126 170H127V173H129V175L128 174H126L125 172H126ZM147 170V171H148ZM153 170V172H155L154 174L156 175L157 173L159 174V175H162V174H164L163 176L165 177V183L164 182H161V180H162V178L164 179V177H162V176H158V175H156V177L158 178V179H156V178H154V179H152L151 177H148L147 175H150L151 176V171ZM161 170V171H162ZM189 170H188V172L187 173H189ZM200 170V169H199ZM105 171V170H104ZM113 171V172H114ZM120 171H121V169H120ZM125 171V172H124ZM129 171V172H128ZM198 171V170H197ZM109 172H111V171H109ZM117 172H119V170L117 171ZM116 171L114 172V173H117ZM157 172V173H156ZM191 172V171H190ZM201 172V171H200ZM210 172V171H209ZM105 173V172H104ZM108 173V172H107ZM106 173V174H107ZM139 174V177H138V175H137V177L138 178H136V174ZM193 173V172H192ZM205 173H206V170H202V172H201V175H205ZM112 174V173H111ZM128 175L127 177H124V176H126V175ZM154 174H153V176H154ZM167 174V175H166ZM207 174V173H206ZM212 174V173H211ZM108 175H109V173H108ZM112 175H114V174H112ZM187 175V174H186ZM191 175V174H190ZM141 176V177H140ZM167 176V177H166ZM191 176H193V175H191ZM208 176H210V175H208ZM162 177V178H161ZM201 177V176H200ZM205 177V176H204ZM211 177V176H210ZM219 177V176H218ZM122 178V177H121ZM160 178H161V180H160ZM175 178V179H174ZM193 178V177H192ZM215 178V177H214ZM172 179H174V187L172 186ZM197 178H195V180H196ZM201 179H203V177L201 178ZM209 179V178H208ZM217 179H219V178H217ZM153 180H157V182H158V184H160L161 185V189H159V190H161V191H159L158 189H157V187H158V185L156 184V183H154V181ZM176 180V181H175ZM190 180V179H189ZM195 180H193V181H195ZM227 180V179H226ZM163 181V180H162ZM203 181V180H202ZM210 181V180H209ZM124 182V181H123ZM190 182V181H189ZM197 182V181H196ZM201 182V181H200ZM199 182V183H200ZM214 182H219V181H214ZM225 182V181H224ZM199 183H197V185L199 184ZM203 183V185L205 186V184ZM220 183H218V184H220ZM128 184H127V186H128ZM156 184V185H155ZM195 184V183H194ZM159 185V186H160ZM200 185H202V183H200L199 184V186ZM203 185L202 186H200V187H203ZM214 185L216 186V187H214ZM172 186V190L170 191V187ZM133 187V186H132ZM190 187H192L191 185H190ZM194 187V186H193ZM32 188V187H31ZM126 188V187H125ZM160 188V187H159ZM188 188V187H187ZM207 187H205V189H206ZM211 188V187H210ZM212 188H211V190H212ZM222 188V189H223ZM228 188V189H227ZM119 189V188H118ZM204 189V190H205ZM209 189V188H208ZM208 189H206V190H208ZM34 190V189H33ZM111 190H113V189H111ZM115 190V189H114ZM117 190V189H116ZM196 190V189H195ZM198 190V189H197ZM196 190V191H197ZM199 190H200V188H199ZM203 190V188H202V192L204 191ZM32 191V190H31ZM122 191H124V192H122ZM178 191V190H177ZM182 191H186V189H184V190H182ZM201 191H198L199 193L201 192ZM209 191H210V189H209ZM34 192V191H33ZM32 192V193H33ZM107 192V191H106ZM193 191H191L190 193H192ZM195 192V191H194ZM198 192L197 193H195V195L197 196L198 195ZM212 192V194H213V192L214 191H211ZM227 192H228V215H227V217H228V219L226 218V213H225V210L227 209V208H225L224 207V205H225V202H226V195H227ZM108 193H109V191H108ZM108 193H107V196H108ZM131 193H130V195H131ZM187 193H189V191L187 192ZM172 194V193H171ZM185 194H186V192H185ZM201 195H202V193H200ZM190 195V194H189ZM192 195H193V193H192ZM201 195H199L200 197H201ZM204 195V194H203ZM214 195H215V193H214ZM31 196H33V195H31ZM107 196H104V197H106V199L108 198ZM109 196V197H110ZM127 196V197H126ZM188 195L186 194V197H187ZM194 196V195H193ZM198 196V197H199ZM136 197H134V198H136ZM170 197V196H169ZM191 198L192 196L190 195V196H188L187 198ZM200 197H199V199H200ZM134 198H133V200H134ZM177 198V197H176ZM180 198V202H181V197H179ZM29 199H32V198H29ZM28 199V200H29ZM129 199V198H128ZM137 199H135V201L137 200ZM178 199V198H177ZM182 199H183V197H182ZM193 199V198H192ZM195 199H196V197H195ZM195 199H193V200H195ZM198 199V200H199ZM131 200H132V198H131ZM131 200L129 201V203L131 202ZM132 200V201H133ZM193 200H188L189 201V204L190 205H192V203H190V201H193ZM201 200V199H200ZM125 201V202H124ZM135 201L134 202H132V203H135ZM165 201V202H164ZM168 201V200H167ZM215 201V200H214ZM30 202H32V200H30ZM177 203L179 202V201H176ZM186 202H187V200H186ZM200 202V201H199ZM128 203V202H127ZM167 205H166V204ZM174 203V202H173ZM182 203V202H181ZM181 203H179V204H181ZM185 203V202H184ZM188 203V202H187ZM186 203V204H187ZM194 203H196L195 201H194ZM215 203V202H214ZM123 204V205H124ZM131 204V203H130ZM198 204H200V203H198ZM31 205V204H30ZM103 205H105L104 203H103ZM120 205V204H119ZM118 205V206H119ZM124 205V206H125ZM165 205H166V207H165ZM178 205V204H177ZM176 205V206H177ZM184 205V204H183ZM190 205H188V206H190ZM29 206V204L27 205V207ZM100 206H102V205H100ZM107 205H105V207H106ZM122 206V205H121ZM173 206V205H172ZM180 206V205H179ZM201 206V205H200ZM203 206V205H202ZM212 206V205H211ZM226 206V205H225ZM90 207V206H89ZM104 207V206H103ZM116 208H117V206H115ZM123 207V206H122ZM122 207H119L120 208V210L122 209ZM183 207V206H182ZM204 207V206H203ZM213 207H215V206H213ZM30 208L31 207H29L27 210L29 211V213H31L30 211ZM99 208V207H98ZM98 208H97V212H99L98 211ZM108 208V207H107ZM118 208V209H119ZM127 208V207H126ZM181 208V207H180ZM192 208H193V206H192ZM225 208V209H224ZM113 209V211L117 214V212L115 211L116 209L113 207L112 208ZM179 209V208H178ZM202 209H204V208H202ZM206 209V208H205ZM26 210V213L28 212ZM90 210H92L91 208H90ZM90 210H89V213H90ZM104 210V209H103ZM123 210H125V209H123ZM166 210V209H165ZM182 210V209H181ZM85 211V210H84ZM112 211V210H111ZM110 211V209H109V212H111ZM118 211V210H117ZM137 211H133V212H136V214L135 215H137ZM187 211V210H186ZM185 211V212H186ZM192 211V210H191ZM203 211V210H202ZM227 211V210H226ZM122 212V211H121ZM28 213V215L29 216H31L33 213H31V214H29ZM88 213V214H89ZM103 213V212H102ZM105 213V212H104ZM107 214H108V212H106ZM105 213V216L107 215ZM115 213L113 214V212H112V214L111 215H115ZM120 213V212H119ZM118 213V214H119ZM205 213V212H204ZM225 213V214H224ZM37 214V213H36ZM88 214H87V219H88V223H90L91 222V220H89V217H91V214H90V216H88ZM122 214V213H121ZM185 214V213H184ZM186 214H187V212H186ZM96 215H97V213H96ZM100 215V214H99ZM110 215V214H109ZM110 215V216H111ZM239 215H241L242 217H243V220H242V222L239 224V225H237V224H235L233 221H232V218H234L235 216H239ZM248 216L249 215V217H246L245 218V216ZM25 216H26V214H25ZM29 216H28V219H27V221H25L27 224H28V220L30 221V218H32V216L29 218ZM35 216V215H34ZM33 216V222H35V217ZM191 216H187V217H190V219H191ZM108 217V216H107ZM113 217V216H112ZM119 217V216H118ZM136 217V216H135ZM136 217V218H137ZM162 217H164V216H162ZM185 217H186V215H185ZM184 217V218H185ZM187 217L185 218V219H187ZM240 217V216H239ZM26 219V217H23V219ZM92 218V217H91ZM104 218V217H103ZM106 218V217H105ZM135 218V219H136ZM181 218H183V217H181ZM183 218V219H184ZM107 219V218H106ZM189 219V220H190ZM86 220V219H85ZM109 220V219H108ZM107 220V221H108ZM227 220H228V223H227ZM235 221V220H234ZM239 221V220H238ZM23 222H24V220H23ZM22 222V223H23ZM25 222H24V225H22L24 228H25V230H27V231H30V230H28L27 228L29 227V229H31V226H29V225H25ZM136 222V221H135ZM176 222V221H175ZM185 222V221H184ZM189 222V221H188ZM190 222H191V220H190ZM189 222V223H190ZM87 223V224H88ZM93 222H91V225H93L92 224ZM171 223V222H170ZM34 224V223H33ZM137 224V223H136ZM179 224V223H178ZM188 224V223H187ZM228 224V225H227ZM31 225V224H30ZM164 225V226H163ZM174 225V224H173ZM173 225H171L170 224V226H172L173 227ZM22 226H20V229H19V231H22L21 233L20 232H17L18 234H20L19 236H20V238L21 237H24V239H23V241H22V243L24 244L25 243V241H26V238H25V236H26V234L24 233V235H23V230H24V228L22 227ZM33 226V225H32ZM191 226V225H190ZM88 227H89V225H88ZM91 227V226H90ZM89 227V228H90ZM167 227V226H166ZM191 227V228H192ZM23 228V230H21ZM33 228V227H32ZM175 228V226L173 227V229ZM177 228V227H176ZM133 229V230H134ZM189 229V228H188ZM190 230V229H189ZM27 231H26V233H27ZM32 231V230H31ZM85 231V230H84ZM91 231V230H90ZM173 231H175V230H173ZM172 231V232H173ZM186 231H188V230H186ZM193 231H192V233H193ZM226 231V230H225ZM2 232H5V230L4 231H2ZM25 232V231H24ZM134 232H133V234H134ZM11 233V232H10ZM10 233L8 234L9 236H10ZM89 233V232H88ZM174 233V232H173ZM189 233H191V232H189ZM191 233V234H192ZM18 234H15L16 235V237H17V235ZM21 234H22V236H21ZM86 234H87V232H86ZM191 234H188V235H191ZM219 234H221V233H219ZM4 235V234H3ZM8 235H6V238L7 239H9V240H11V242L10 243H12V240H14V239H16V244H17V246H18V240L20 239V238H14V239H11L13 236H15V235H13V233H12V236H10V237H8ZM30 235V233L28 232V236ZM85 235V234H84ZM90 235V234H89ZM164 235V236H165ZM193 235V234H192ZM191 235V236H192ZM92 236V235H91ZM187 236V235H186ZM211 236V237H212ZM32 237V236H31ZM86 237V236H85ZM163 237V236H162ZM168 237V236H167ZM174 237V236H173ZM5 238V236L3 237V239ZM121 238V237H120ZM120 238H118V239H120ZM166 238V237H165ZM186 238V237H185ZM189 238V237H188ZM194 238V237H193ZM200 238V237H199ZM207 238H210V237H208L207 236ZM2 239V240H3ZM6 239V240H7ZM22 239V238H21ZM20 239V240H21ZM31 239L32 238H30V241H31ZM122 239H123V237H122ZM121 239V240H122ZM197 239V238H196ZM196 239H194L195 241H196ZM218 239V240H217ZM221 239V238H220ZM5 239H4V241H6ZM19 240V241H20ZM33 240V239H32ZM88 240V239H87ZM135 239H133V241L131 240V242H134V241H136ZM163 240V239H162ZM190 240V239H189ZM194 240H192V241H194ZM129 241V240H128ZM128 241H127V243H128ZM187 241H188V239H187ZM194 241V242H195ZM15 242H14V245H16L15 244ZM33 242V241H32ZM120 242V241H119ZM122 242V241H121ZM170 242V241H169ZM209 242V243H210ZM221 242V243H222ZM22 243H21V241H20V245L23 247V245H22ZM34 243V242H33ZM137 243V242H136ZM175 243V242H174ZM210 243V244H211ZM130 244V243H129ZM138 244H137V246H138ZM170 244V243H169ZM9 245V244H8ZM13 245V243L11 244V246H13L12 248H8V246L6 245V243H5V246H4V251H6L5 249H8L7 251H9L10 250V252H11V254L12 253H14V250L16 249L17 250V248H18V250L17 251H19L20 249L19 248H21V246L20 247H15ZM118 245V244H117ZM131 245V244H130ZM132 245H134V244H132ZM136 245V244H135ZM164 245V246H163ZM194 245V244H193ZM223 245V246H222ZM1 246V252H4V251H2L3 249H2V246L3 245H0ZM11 246H9V247H11ZM119 246V245H118ZM117 246V247H118ZM122 246V245H121ZM177 246V245H176ZM207 246V247H208ZM226 246H227V244H226ZM28 247H26V249H22V250H24L25 252H24V254H25V261H26V254H27V251H28V249H27ZM121 248V247H120ZM141 248V247H140ZM170 248H173V247H170ZM208 248V249H209ZM226 248V247H225ZM168 249V250H167ZM181 249V248H180ZM193 249V248H192ZM27 250V251H26ZM86 250H87V247H86ZM89 250V249H88ZM87 250V251H88ZM136 250V249H135ZM138 250V249H137ZM145 250H147V249H145ZM171 250V249H170ZM174 250V249H173ZM13 251V252H12ZM17 251H15V252H17ZM31 251V250H30ZM84 252H85V249L83 250ZM120 251H122V250H120ZM119 251V252H120ZM139 251V250H138ZM148 251V250H147ZM146 251V252H147ZM179 251V250H178ZM177 251V252H178ZM194 251V250H193ZM208 251V250H207ZM206 251V252H207ZM0 252V253H1ZM10 252H8L9 254H10ZM22 252V251H21ZM20 252V253H21ZM83 252V253H84ZM90 252V251H89ZM88 252V253H89ZM144 252V251H143ZM176 252V251H175ZM195 252V251H194ZM18 254V257H20V256H22L21 254ZM86 253V252H85ZM84 253V255H87V254H85ZM102 253V252H101ZM110 253V252H109ZM107 254L108 256L107 257H111V256H109V255H111V254ZM114 254L112 255V256H114V255H116L117 253H115V252H113ZM121 253V252H120ZM124 253V252H123ZM149 253V252H148ZM6 253H4V256H5V258H6V256H7V254L5 255ZM90 254V253H89ZM89 254H88V256H89ZM141 254V253H140ZM193 254V253H192ZM16 255V254H15ZM15 255H12V257L14 256L15 257ZM20 255V256H19ZM82 255V254H81ZM122 255V254H121ZM123 255H125V254H123ZM133 255V254H132ZM137 255H138V253H137ZM144 255H146V254H143V256H141V257H143L144 258ZM173 255V256H172ZM179 255H181V254H179ZM3 256V257H4ZM11 256V255H10ZM9 256V257H10ZM17 256V255H16ZM102 256V255H101ZM118 256L119 255H117V258H118ZM147 256H148V254H147ZM146 256V257H147ZM224 256H228V262H227V259L226 258H224ZM24 257V256H23ZM84 257V256H83ZM89 257H91V254H90V256ZM93 257V256H92ZM116 257V256H115ZM115 257H113V260L115 261ZM121 256H119V258H120ZM125 256H123V259H125L124 258ZM127 257V256H126ZM129 257V260H128V258H126L128 261H132V259L130 260V256H128ZM140 257V256H139ZM138 256H137V259H136V257L135 258H133V256H131V258H133V260L134 259H136V260H138V259H141V258H139ZM149 257V258H150ZM173 257H174V259H173ZM181 257V256H180ZM179 257V258H180ZM16 258V257H15ZM15 258H14V260L13 259H11V257H10V259H11V261L13 260V262H11L10 261V259L9 260H7L8 259V257L6 258V260H5V262L7 261L8 263H9V261L11 262V264H17V262H19V261H17V262H14V261H16L15 260ZM39 259H40V257H38ZM38 258H37V260H38ZM86 257H84V259H85ZM95 258V257H94ZM94 258H93V260L92 259H89V258H87V259H89V260H92L93 261V264H94ZM104 258V257H103ZM102 258V259H103ZM108 258V263H109V261H110V259H112V258H110L109 259ZM142 258V259H143ZM149 258H148V260H149ZM193 258H195V257H193ZM47 259V258H46ZM87 259L85 260V262H87ZM123 259H120L119 261L117 260V264H132L133 262H127V263H124V260ZM145 259V258H144ZM144 259L141 261L140 260V262L142 263L143 261H144ZM147 259V258H146ZM145 259V260H146ZM18 260V259H17ZM97 259H95V261H96ZM107 260V258H106V256H105V260L103 259V260H101L102 262L103 261H106ZM112 260V261H113ZM127 260H125V262L127 261ZM135 260V261H136ZM28 261V260H27ZM41 261H43V259L41 258L40 259V261L38 260V262H37V264H42L41 263ZM91 261V262H92ZM101 261H100V259H99V263L98 262H95V264H100L101 263ZM111 261V262H112ZM113 261V262H114ZM135 261H134V263L133 264H137L138 263V261H137V263H135ZM4 262V263H5ZM84 262V261H83ZM91 262H89V263H91ZM146 262H149V261H147L146 260ZM151 262V261H150ZM150 262H149V264H150ZM196 262V261H195ZM26 262H24V263H22V264H25ZM43 263H45V262H43ZM88 263V262H87ZM88 263V264H89ZM140 263V264H141ZM145 263V261L142 263V264H144ZM6 264V263H5ZM10 264V263H9ZM20 264V263H19ZM36 264V263H35ZM84 264V263H83ZM110 264V263H109ZM115 264H116V262H115ZM139 264V263H138ZM148 264V263H147Z\"/></svg>",
    "mask_w": 264,
    "mask_h": 264
}]
</instances>
